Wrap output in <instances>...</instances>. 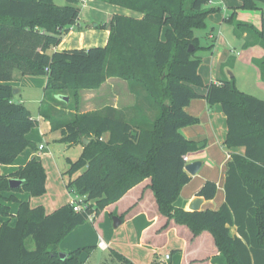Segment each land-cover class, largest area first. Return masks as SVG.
Masks as SVG:
<instances>
[{
  "label": "trees",
  "instance_id": "obj_1",
  "mask_svg": "<svg viewBox=\"0 0 264 264\" xmlns=\"http://www.w3.org/2000/svg\"><path fill=\"white\" fill-rule=\"evenodd\" d=\"M101 1L142 17L112 16L104 47L58 51L79 19L77 0L62 6L54 0H0V165L14 164L28 148L38 151L27 139L37 120L13 102L9 83L15 72L43 76L46 83L38 112L50 131L59 133V143L82 144L78 160H69L65 188L86 206L75 212L67 203L46 215L42 206L31 208L18 200L16 192L31 198L46 194L45 170L35 156L15 172L0 174V264H83L93 247L75 249L61 258L60 243L87 223L89 215L96 218L147 178L160 215L186 226L192 235L207 231L213 236L219 252L212 264H264V100L236 89L233 78L204 86L198 74L201 59L195 56L199 43L194 30L216 12L209 4L217 0ZM240 2L248 9L257 8V2L264 4V0ZM260 25L256 30L238 22L234 33L247 35L246 47H264V19ZM254 63L264 81V58ZM109 78L126 82L135 104L77 111V92L97 90ZM200 88L205 89L204 96L197 91ZM201 97L209 107L222 108L227 127L224 146L244 152L231 154L226 163L224 204L217 210L190 212L174 203L190 181L183 157L205 147L181 133L198 124L186 107ZM10 179H20L22 185L10 189ZM216 192V184L208 181L197 196L208 201ZM11 203L17 204L13 226L7 220ZM231 228L236 235L230 234ZM108 254L110 260L133 264L115 250Z\"/></svg>",
  "mask_w": 264,
  "mask_h": 264
},
{
  "label": "crops",
  "instance_id": "obj_2",
  "mask_svg": "<svg viewBox=\"0 0 264 264\" xmlns=\"http://www.w3.org/2000/svg\"><path fill=\"white\" fill-rule=\"evenodd\" d=\"M221 2L222 0H217L211 2L209 6L214 7ZM79 15L75 26L63 37L56 50L104 47L108 40L110 32L108 28L112 16L124 15L134 19L142 17L140 13L138 14L125 8L122 9L105 4L101 0H86V4H82V8H80ZM243 37L246 40L247 35L244 34ZM220 70H222L221 67ZM212 75V80L209 84H219L221 80L229 79L224 76L219 77L215 75V70H213ZM26 77L15 72L13 82L9 83V85L13 89L17 88L13 102L22 104L28 111L29 103L36 102L38 104L36 117L29 111L32 117L37 120V124L34 127L37 131L36 134L30 131L27 139L36 144L37 147L42 145L37 143L45 141L46 137H51V140L58 142L60 137L52 138L58 132H51L48 121H44L39 115V106L43 97L33 101L27 98V95L24 96V90H29V86H33V82ZM45 83L46 81L40 85L43 89ZM103 87H107L108 89L109 104H104L102 107L112 106L116 109H126L127 105H130L132 94L129 93L126 82L116 78H109L99 89L93 90L100 100H103L105 97L102 94ZM119 87L121 88V93L118 90ZM197 91L202 96L206 93L205 89H197ZM126 100L128 104L125 103ZM119 102H124L125 104L120 107L118 105ZM186 112L197 118L198 124L183 128L181 133L187 140H193L198 145L204 144L205 147L187 154L188 164L193 161H202V166L196 175L189 176V183L182 187L174 204L175 207L177 206L189 211L192 200L199 198L201 203L199 210H217L224 204L225 200L223 185L226 163L229 161L231 154L243 155L244 149L241 147L225 149L223 146L227 127L225 116L219 105L209 107L206 100L201 97L191 100L186 107ZM43 150H45V147ZM221 151H223L221 153L224 154L223 157L220 155ZM33 156L42 160L45 171L47 165L51 166L54 164L56 166L55 161L53 163L54 159L51 158L50 150L40 154L39 150L26 149L15 159L14 164L9 166L0 165V174L9 175L15 172L19 166L24 165ZM50 166L49 168L52 167ZM204 168L207 170L220 169L218 178H211L207 170H205L207 172L202 174ZM45 176H47L45 184L47 193L44 196L31 198L27 193L16 192L15 197L20 201L28 202L31 208L42 206L45 209V214L49 215L64 206V204H67L68 199H65L63 203L59 204L52 195L49 196L51 175L48 173V170L45 172ZM208 181L216 184L217 192L214 198L206 201L204 198L198 197L197 193L203 184ZM150 183V179L147 178L141 184L133 187L120 200L105 208L94 219L92 226H88V223H85L74 229L60 243L59 251L66 254L83 247L96 248L98 237H101L109 245L108 251L115 250L121 253L133 264H212L211 259L217 256L219 252L215 246L213 236L207 231H203L198 235H192L186 226L176 224L174 221H168L160 215L154 193L149 188ZM9 206L11 216L7 220H9V225L13 226L15 223L17 204L11 203ZM113 216L118 217L121 221V225L117 228H114L113 222H110ZM230 234L236 235L234 228L230 229ZM166 255L169 258H166Z\"/></svg>",
  "mask_w": 264,
  "mask_h": 264
},
{
  "label": "rangeland",
  "instance_id": "obj_3",
  "mask_svg": "<svg viewBox=\"0 0 264 264\" xmlns=\"http://www.w3.org/2000/svg\"><path fill=\"white\" fill-rule=\"evenodd\" d=\"M54 3L57 6H62L67 3V0H54ZM82 4V0H77V6L79 8H82ZM214 8L216 12L209 14L205 18L203 27L194 30V37L197 38V42L199 43V48L195 51V56L201 59L198 74L201 75L203 85L205 86L210 83L213 76L212 72L215 70V75L219 77L224 76L233 78L236 89L264 100V81L260 70L254 63V59L264 58V47L259 44L246 47V40L243 34L237 36L234 33L236 28L235 24L238 22L253 26L256 30H260L261 20L264 19V4L257 2V8L248 9L241 7L240 0H222V2L215 5ZM220 67L222 70H220ZM219 70L220 72H218ZM26 78L33 82V86H29V90H24V96L27 95V98L33 101L41 99L43 97V87L40 85L46 81L45 77L27 76ZM118 90L120 92L121 88L119 87ZM200 90H203V88H200ZM102 94L105 97L103 100H100L95 94V91H78L77 111L80 113L92 112L102 108L104 104L108 105L109 94L107 87H103ZM130 102V105H127V107L135 104L136 100L133 95ZM125 103L128 104V101L126 100ZM125 103L119 102L118 105L121 107ZM28 106L29 111L36 117L38 104L36 102H31ZM36 131L37 129L33 128L31 133L36 134ZM55 137L59 138L60 136L56 133L52 138ZM39 143L45 147V150L40 151V154L50 150L51 158L54 159L53 163L55 161L56 165L54 166V164H52V167L49 165L51 168H49L48 165L45 167V172L48 170V173L51 175L48 195H52L59 204L63 203L65 199H68L67 201L69 203L71 199H74V196L65 188V183L69 179V175L65 172L69 169V160L71 162L78 160L82 151V144L79 143V145L68 146L64 143L62 144L51 140V137H46L45 141L38 142L37 144ZM225 149L227 148L225 147ZM222 152L223 151L220 152L221 157L224 155L221 154ZM205 170L207 169L204 168L202 174L208 171V175L214 179H217L220 173V169L218 168ZM73 177H76V175ZM110 222H112V220ZM87 223L88 226H92L93 224L89 221H87ZM30 248H33L32 243L30 244ZM85 259L86 258H84V264H99L105 261H108V264H122L116 259L110 260L108 250L102 251L97 247L93 249L86 261Z\"/></svg>",
  "mask_w": 264,
  "mask_h": 264
},
{
  "label": "water",
  "instance_id": "obj_4",
  "mask_svg": "<svg viewBox=\"0 0 264 264\" xmlns=\"http://www.w3.org/2000/svg\"><path fill=\"white\" fill-rule=\"evenodd\" d=\"M189 51H193V47H189ZM17 89H13V94H15ZM62 99L65 100L66 102L69 101V98L67 96H62ZM202 166V161H193L190 164H187L184 166V172H186L189 176H194L196 175L199 171V169ZM22 185V180L20 179H10L9 180V187L10 189H16L17 187H20ZM197 205V206H196ZM201 206L200 199L195 198L192 200L191 205L189 206V211H199ZM113 222V227L117 228L118 226L121 225V221L118 217L113 216L112 218ZM61 258H64L66 255L64 253L59 254Z\"/></svg>",
  "mask_w": 264,
  "mask_h": 264
},
{
  "label": "built area",
  "instance_id": "obj_5",
  "mask_svg": "<svg viewBox=\"0 0 264 264\" xmlns=\"http://www.w3.org/2000/svg\"><path fill=\"white\" fill-rule=\"evenodd\" d=\"M82 2H83V4H86V0H82ZM46 71H47V69H46ZM43 149H44V147L42 145H40L38 147V150L39 151H42ZM183 161H184L185 165L188 164L189 161H188V156L187 155H185L183 157ZM73 198L74 199H71L69 203L73 207L74 211L75 212L83 211L85 209V207H86L85 204L83 203V199L82 198L75 197V196ZM94 219H95V216L94 215H89L88 216V221L89 222H92L93 223ZM98 238L99 239H98V242H97L96 247L98 249L102 250V251L108 250L109 245L105 242V240L103 238H101V237H98ZM166 258H169V256L166 255Z\"/></svg>",
  "mask_w": 264,
  "mask_h": 264
},
{
  "label": "bare ground",
  "instance_id": "obj_6",
  "mask_svg": "<svg viewBox=\"0 0 264 264\" xmlns=\"http://www.w3.org/2000/svg\"><path fill=\"white\" fill-rule=\"evenodd\" d=\"M197 206V205H196Z\"/></svg>",
  "mask_w": 264,
  "mask_h": 264
}]
</instances>
